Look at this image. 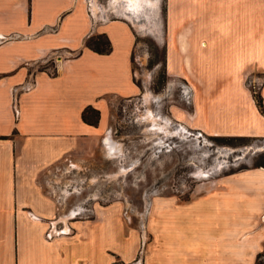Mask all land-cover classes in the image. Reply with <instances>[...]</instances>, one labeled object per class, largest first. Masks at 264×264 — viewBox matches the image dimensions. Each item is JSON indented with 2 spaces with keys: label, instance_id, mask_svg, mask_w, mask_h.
I'll return each mask as SVG.
<instances>
[{
  "label": "crops",
  "instance_id": "obj_1",
  "mask_svg": "<svg viewBox=\"0 0 264 264\" xmlns=\"http://www.w3.org/2000/svg\"><path fill=\"white\" fill-rule=\"evenodd\" d=\"M95 31L107 34L110 53L86 46L92 24L79 0H0V36H17L0 44V264H112L136 255L137 232L117 211L74 221L70 235L46 234L59 212L50 172L90 160L107 131L109 97L140 91L129 24L108 21ZM163 41L165 72L192 100L170 108L174 119L208 135L264 138V82L262 106L247 85L252 72L264 74V0H166ZM56 50L77 55L64 56L55 75L33 67ZM87 108L96 123L84 119ZM105 145L110 155L121 150L109 136ZM262 169L166 208L157 228L163 239L147 263L256 264L264 249Z\"/></svg>",
  "mask_w": 264,
  "mask_h": 264
},
{
  "label": "rangeland",
  "instance_id": "obj_2",
  "mask_svg": "<svg viewBox=\"0 0 264 264\" xmlns=\"http://www.w3.org/2000/svg\"><path fill=\"white\" fill-rule=\"evenodd\" d=\"M79 1L92 24L87 39L103 34L95 31L96 25L113 20L129 24L136 37L133 72L140 91L130 97H109L107 131L90 160L50 172L48 183L59 212L48 219L46 234L48 238L53 233L55 237L70 235L74 221L94 220L101 209L117 211L124 225L136 230L139 245L132 260L113 256L112 264H148L157 238L163 239L157 228L164 225L165 209L192 204L228 176L259 173L264 168V138L220 139L173 118V105L190 106L192 100L184 82H172L165 72L166 0H151L155 6L143 3L135 13L128 9V0ZM130 14L135 22L127 18ZM9 39L0 36V44ZM74 55L77 53L56 50L35 61L33 67L55 75L57 63ZM263 82L264 74L259 71L247 77L255 97L261 94ZM27 84L31 89L36 81L31 78ZM108 136L119 144L120 152L108 154ZM207 203L211 205V200ZM66 224L70 234L58 235L56 231ZM258 260L264 262V249Z\"/></svg>",
  "mask_w": 264,
  "mask_h": 264
},
{
  "label": "trees",
  "instance_id": "obj_3",
  "mask_svg": "<svg viewBox=\"0 0 264 264\" xmlns=\"http://www.w3.org/2000/svg\"><path fill=\"white\" fill-rule=\"evenodd\" d=\"M86 46L89 47L90 49L101 53V54H106V53H110L112 50V44L111 41L109 39V37L107 36V34L103 33V34H99L96 36H92L90 38H88L86 40ZM257 103L259 106L263 105V99L261 97V95H259L258 97H256ZM90 108H87L83 114V117L86 121L92 122V123H96L97 122V118L95 117L94 114H90ZM93 119V120H91ZM220 139H228V138H245L242 136H214ZM261 256V255H260ZM259 256V257H260ZM256 264H264V262L260 261L257 259V263Z\"/></svg>",
  "mask_w": 264,
  "mask_h": 264
},
{
  "label": "bare ground",
  "instance_id": "obj_4",
  "mask_svg": "<svg viewBox=\"0 0 264 264\" xmlns=\"http://www.w3.org/2000/svg\"><path fill=\"white\" fill-rule=\"evenodd\" d=\"M117 1V0H116ZM128 2H129V10L131 11V12H136V11H139L140 10V8L143 6V3H146V5H149L150 4V6L152 5V6H155L156 4H155V2L154 1H151V0H128ZM159 5V4H158ZM133 16L130 14L129 16H127V18H129L131 21H134L133 20V18H132ZM135 22V21H134ZM119 147V146H118Z\"/></svg>",
  "mask_w": 264,
  "mask_h": 264
},
{
  "label": "built area",
  "instance_id": "obj_5",
  "mask_svg": "<svg viewBox=\"0 0 264 264\" xmlns=\"http://www.w3.org/2000/svg\"><path fill=\"white\" fill-rule=\"evenodd\" d=\"M56 232H57L58 235L59 234H66V232H67V234H70V232H71L70 225H68V230H66V227L64 226V227L58 229ZM54 235H56V233H53L50 237H53Z\"/></svg>",
  "mask_w": 264,
  "mask_h": 264
}]
</instances>
